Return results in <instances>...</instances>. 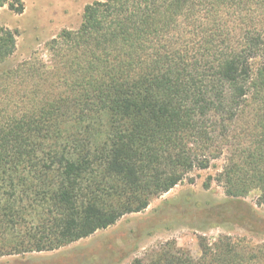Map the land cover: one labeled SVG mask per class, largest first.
Returning a JSON list of instances; mask_svg holds the SVG:
<instances>
[{"label": "trees", "instance_id": "1", "mask_svg": "<svg viewBox=\"0 0 264 264\" xmlns=\"http://www.w3.org/2000/svg\"><path fill=\"white\" fill-rule=\"evenodd\" d=\"M45 47L0 70V256L87 237L218 158L225 195L264 204V0L94 1ZM14 50L2 28L0 63ZM198 245L127 264H264V243Z\"/></svg>", "mask_w": 264, "mask_h": 264}, {"label": "rangeland", "instance_id": "2", "mask_svg": "<svg viewBox=\"0 0 264 264\" xmlns=\"http://www.w3.org/2000/svg\"><path fill=\"white\" fill-rule=\"evenodd\" d=\"M21 1V13L0 6V30L15 31V50L0 63V70L36 56L48 61L46 43L62 29H76L85 5L102 0ZM260 62L254 59L253 66ZM249 104L246 101V108ZM222 165L223 158H218L206 169L194 168L180 183L153 198L145 210L126 214L87 237L52 251L3 255L0 264H127L136 257L148 258L162 246L182 248L197 257L200 236L210 245L220 235L263 244L264 204L256 203L258 190L240 198L225 195L213 179Z\"/></svg>", "mask_w": 264, "mask_h": 264}]
</instances>
